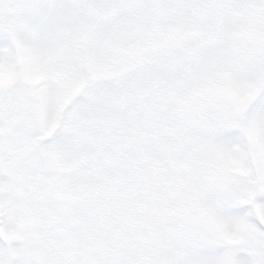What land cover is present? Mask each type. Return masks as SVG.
<instances>
[{
  "label": "snow or ice",
  "instance_id": "6c2138e0",
  "mask_svg": "<svg viewBox=\"0 0 264 264\" xmlns=\"http://www.w3.org/2000/svg\"><path fill=\"white\" fill-rule=\"evenodd\" d=\"M0 264H264V0H0Z\"/></svg>",
  "mask_w": 264,
  "mask_h": 264
}]
</instances>
